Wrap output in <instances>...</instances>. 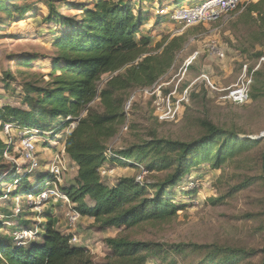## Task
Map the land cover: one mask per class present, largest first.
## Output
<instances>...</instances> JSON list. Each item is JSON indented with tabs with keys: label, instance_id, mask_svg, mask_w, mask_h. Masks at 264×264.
Listing matches in <instances>:
<instances>
[{
	"label": "rangeland",
	"instance_id": "374dc122",
	"mask_svg": "<svg viewBox=\"0 0 264 264\" xmlns=\"http://www.w3.org/2000/svg\"><path fill=\"white\" fill-rule=\"evenodd\" d=\"M112 1L126 2L135 9V13H144L146 17L148 15L139 37L148 36L151 39L150 54L160 55L162 48H158V45L161 43H168L181 35H185V38L183 46L174 52L172 66L155 85L159 87L167 84L162 92L168 95L179 84L173 98V102L180 109L176 120H167L174 121L172 123L159 122L155 118L157 115L154 114L155 107L151 96L145 94L142 88H135L129 92L130 99L125 105V123L108 142L107 153L123 152L155 140L194 142L200 140L206 132L205 122H211L227 132H235L240 139H257L262 140V143L260 148L228 162L220 169L215 170L207 164L193 169L181 189H197L196 197L189 199L178 193L174 201L181 205L182 210L173 221L142 224L127 231L125 228H113L102 232L87 217L81 219L76 233L78 242L75 245L88 248L95 264L108 262L112 252L104 241L118 236L151 244L154 248L159 246L176 264L203 263L204 254L196 251L194 245L242 249L247 254L240 255L234 264H263L264 181L261 180L263 163L260 162V156L264 151V136L261 137L264 135V62L261 64L260 59L264 58V0H252L213 23L194 27H184L172 21L170 14L181 7L198 5L204 0H187L177 8H171V0ZM93 2L94 0L6 1L9 12L0 8V107L13 106L27 110L29 107L24 100L29 95L28 89L45 87L51 81L49 74L55 51L51 45L53 37L48 35L53 31V25L46 22L49 15L48 5H56L64 16L77 18L81 16V6ZM259 2H262V14H247L248 8ZM162 8L165 14H162ZM23 9H26L25 12H22ZM159 16L161 18L158 19ZM213 46L224 57L216 55L211 50ZM189 61L192 62L191 65V62L188 64ZM258 67L260 69L254 73ZM203 72L212 76L214 88L204 89L202 82L198 80ZM246 75L253 80L251 100L241 106L227 104L222 98L224 90L237 85ZM109 77L104 76L102 83ZM187 85L191 87V93L189 100L184 102L181 101L183 95H180V89ZM92 108L101 111L99 98L92 104ZM66 135L65 131L60 145L52 149H44L42 142L35 144L38 161L44 167L37 173L48 169L54 156L63 153L62 143ZM11 157L18 161V165L25 167V162L20 159L19 144H16ZM2 164L9 165L2 161L0 167ZM66 167L70 172L62 177V189L70 186L75 179L76 168L68 157ZM105 167L107 174L103 179L109 185L115 184L121 178L136 177L142 171L140 168L144 169L141 165L136 169L133 166H111L109 163ZM167 175L168 171L152 175L146 171L145 179L149 184L156 185L158 181H164ZM1 186L3 193L9 194L15 190L16 185L5 180L0 183ZM24 189L23 187L22 190ZM149 194L152 197L154 191L150 190ZM13 202H2L0 207L7 209ZM16 203L23 205L21 201ZM51 208L56 212V219L60 223L57 229L64 235L71 236L72 231L65 223L67 205L60 201L53 202L45 206L44 212ZM25 210L27 213H35L34 209ZM35 217L29 215L24 220L36 222L38 219ZM2 233L5 236L12 234L8 228ZM15 244L18 245L16 242ZM176 246H182V251H175L173 247ZM148 264L166 263L160 257H151Z\"/></svg>",
	"mask_w": 264,
	"mask_h": 264
},
{
	"label": "trees",
	"instance_id": "16d2710c",
	"mask_svg": "<svg viewBox=\"0 0 264 264\" xmlns=\"http://www.w3.org/2000/svg\"><path fill=\"white\" fill-rule=\"evenodd\" d=\"M6 1L0 0V8L9 12ZM171 1V8H177L187 0ZM262 2L252 4L247 14L261 15ZM48 9L46 22L53 25V31L48 35L53 37L51 45L55 51L49 74L51 81L45 87L28 89L29 95L24 100L29 107L27 110L13 106L0 107V129L3 124L10 123L28 129L38 128L57 136L65 134L70 125L76 123L75 128L66 133L64 144L67 157L78 167L77 176L70 186L62 190L79 211L81 219H92L96 229L103 232L125 228L127 231L142 224L169 223L182 210L181 205L174 201L178 193L189 199L196 197L197 189H181L193 169L207 164L217 170L260 148L262 140L240 139L235 132H227L211 122H205L206 132L200 140L190 143L155 140L145 146L112 153L108 157V142L125 123L129 92L135 88L151 89L158 83L172 66L174 52L183 46L185 35L159 44L161 54L154 56L149 52L151 39L148 36L139 37L148 15L135 13V9L126 2L94 0L81 6L79 19L64 16L52 3ZM203 74L206 73H201L198 80L208 90L210 87L201 79ZM107 75L110 77L103 84V78ZM211 77L208 78L214 86ZM191 87H181L180 95L188 88L189 100ZM251 94L252 85L249 101ZM97 98L101 111L92 108ZM227 104L241 106L230 102ZM69 117L71 119L67 120ZM155 118L158 119L157 116ZM4 148L0 137V162ZM263 153L260 156L262 163ZM108 163L136 169L141 165L148 174L168 171L169 175L156 185L149 184L146 179L140 184L137 176L121 178L109 185L101 176V169ZM47 176L48 172L45 171L33 176L22 175L18 173L16 165L2 164L0 183L6 180L16 186L9 194L3 193L0 187V205L8 200L11 203L14 201L7 209L0 207V214L11 217L16 201L28 193L40 192ZM261 180L264 181L263 178ZM150 190L154 191L152 197ZM29 215L36 216L38 221H32L33 224L24 220ZM15 220L16 228L8 229L10 233L18 228L32 227L33 224L38 229V237L26 247L18 246L11 235H2L7 228L5 221H0V264H95L88 248L71 244L72 235H64L57 229L58 220L52 208L42 215L24 212ZM104 243L112 252L106 264H148L151 257H160L166 264H176L159 246L154 248L151 244L123 236L107 238ZM173 248L177 252L182 251V246ZM194 249L204 254L201 264H234L240 255L247 254L242 249L217 246L194 245Z\"/></svg>",
	"mask_w": 264,
	"mask_h": 264
},
{
	"label": "built area",
	"instance_id": "2783aa9c",
	"mask_svg": "<svg viewBox=\"0 0 264 264\" xmlns=\"http://www.w3.org/2000/svg\"><path fill=\"white\" fill-rule=\"evenodd\" d=\"M250 1L252 0H204L200 4L192 7H181L172 13L171 20L184 27L210 24L220 19L223 15L237 10L241 5L249 3ZM162 14H165L164 10H162ZM211 50L219 57H224V55L217 50L216 46L211 47ZM262 61L264 62V59H262ZM190 62L191 61H189L188 64ZM245 70L247 71V67H245ZM246 71L245 74H247ZM208 77L209 75L207 74H203L201 76V78L206 81L209 87L214 88ZM252 81V77H248V75H246L237 85L224 90V95L222 97L223 100L235 105H244L248 103L250 99L249 93ZM165 85L167 84L160 85L159 87L155 86L152 89L143 90L145 94L151 96L153 99L155 113L160 122L174 120L177 114H180L179 107H177V105H175L173 102V98L178 91L179 84L176 86L174 91L170 92L168 95H165L162 92ZM182 95L183 97L181 101L187 102L188 88L183 91ZM176 104H178V102ZM70 119L71 117H69L67 120ZM75 126L76 123H72L66 133L69 130L74 129ZM125 129L127 130V127H125ZM0 137L5 145L1 157L2 161H5L9 165H16L18 173L29 176H33L35 173L44 168L41 167L38 161L35 144L42 142L44 145L46 143L44 149H52L54 146L58 147L61 143L60 141H62L63 138L62 134L54 136V133L42 132L38 128L28 129L10 123L3 124L0 129ZM16 144H19L20 146V159L25 162V167L18 165V161L11 157V153L14 150ZM62 144H64V142ZM66 156L64 144L63 153L56 154L51 164H49L48 169H45V172H48V176L45 180L43 189L37 193H28L21 199L17 200V202L21 201L23 205L16 203V206L13 209V215L11 217H4L3 215L0 216V221H5L6 228H16L17 223L15 219L20 217L26 211L25 208L34 209L35 213L42 215L46 205L60 201L67 205L65 223L67 224V228L72 231V239L70 243L75 244L78 242L76 233L79 228V222L81 221V215L65 196L61 188V185L63 184L62 177L69 172L68 167H66ZM107 156H112L111 151L107 153ZM140 169L142 171L137 176L136 180L138 183L143 184L146 171H144L142 168ZM106 174L107 169L104 166L101 169V176L103 177ZM11 236L18 246L26 247L29 243L37 239L38 229L36 226H33L32 228H18L12 232Z\"/></svg>",
	"mask_w": 264,
	"mask_h": 264
},
{
	"label": "crops",
	"instance_id": "0c3cea01",
	"mask_svg": "<svg viewBox=\"0 0 264 264\" xmlns=\"http://www.w3.org/2000/svg\"><path fill=\"white\" fill-rule=\"evenodd\" d=\"M198 2V1H197ZM201 1H199V3H200ZM203 2V1H202ZM70 161V160H69ZM71 162V161H70ZM72 163V162H71ZM72 165H74L73 163H72ZM75 166V168H76V173H75V175H74V178H76V176H77V170H78V167L76 166V165H74ZM70 172V171H69ZM55 214H56V212L55 211H53ZM58 224H60V223H58ZM24 228V227H23Z\"/></svg>",
	"mask_w": 264,
	"mask_h": 264
},
{
	"label": "water",
	"instance_id": "95a60500",
	"mask_svg": "<svg viewBox=\"0 0 264 264\" xmlns=\"http://www.w3.org/2000/svg\"><path fill=\"white\" fill-rule=\"evenodd\" d=\"M264 135H262L261 137H263ZM261 137H259V138H261ZM263 179H264V153H263ZM263 264H264V262H263Z\"/></svg>",
	"mask_w": 264,
	"mask_h": 264
}]
</instances>
